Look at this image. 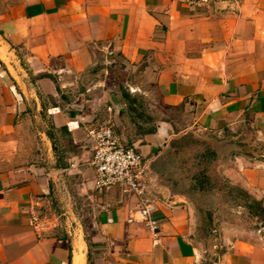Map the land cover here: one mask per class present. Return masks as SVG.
Masks as SVG:
<instances>
[{
    "label": "crops",
    "instance_id": "crops-1",
    "mask_svg": "<svg viewBox=\"0 0 264 264\" xmlns=\"http://www.w3.org/2000/svg\"><path fill=\"white\" fill-rule=\"evenodd\" d=\"M101 124L142 155L155 236L139 196L94 187ZM239 128L264 146V0H0V264H264L252 229L204 245L155 169L184 130ZM223 173L264 207L263 154Z\"/></svg>",
    "mask_w": 264,
    "mask_h": 264
},
{
    "label": "rangeland",
    "instance_id": "rangeland-1",
    "mask_svg": "<svg viewBox=\"0 0 264 264\" xmlns=\"http://www.w3.org/2000/svg\"><path fill=\"white\" fill-rule=\"evenodd\" d=\"M176 119L173 126L179 129L189 121L182 113H176ZM244 133L242 128L224 132L184 130L164 144L155 160L163 183L183 193L193 206L204 245L206 239L211 240L208 245L219 243L222 224L252 229L264 239V207L252 203L257 215L249 212L251 197L223 173L238 150L251 149L264 157V146L249 141Z\"/></svg>",
    "mask_w": 264,
    "mask_h": 264
},
{
    "label": "built area",
    "instance_id": "built-area-1",
    "mask_svg": "<svg viewBox=\"0 0 264 264\" xmlns=\"http://www.w3.org/2000/svg\"><path fill=\"white\" fill-rule=\"evenodd\" d=\"M93 143L91 165L94 168V187L101 191L112 186H120L125 192L139 196V205L135 210L137 217L127 221L143 222L153 236L159 229L156 206L145 199V185L142 181V155L136 148L120 141L111 124H101L88 130Z\"/></svg>",
    "mask_w": 264,
    "mask_h": 264
},
{
    "label": "trees",
    "instance_id": "trees-1",
    "mask_svg": "<svg viewBox=\"0 0 264 264\" xmlns=\"http://www.w3.org/2000/svg\"><path fill=\"white\" fill-rule=\"evenodd\" d=\"M242 192H244V191H242ZM245 193V192H244ZM248 196V195H247ZM249 197V196H248ZM251 201V204H248L247 205V208H248V210H249V212H251V213H253V214H256L257 215V213L253 210V206H252V203L253 204H259L258 202H256L255 200H253V199H251L250 200ZM260 205V204H259ZM260 207V206H259ZM263 210H264V208H262Z\"/></svg>",
    "mask_w": 264,
    "mask_h": 264
}]
</instances>
